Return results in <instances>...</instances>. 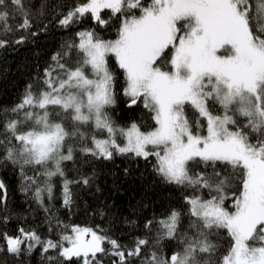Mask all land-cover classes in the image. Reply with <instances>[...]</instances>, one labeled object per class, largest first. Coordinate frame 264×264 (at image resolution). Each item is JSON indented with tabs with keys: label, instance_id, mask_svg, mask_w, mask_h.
<instances>
[{
	"label": "snow or ice",
	"instance_id": "1",
	"mask_svg": "<svg viewBox=\"0 0 264 264\" xmlns=\"http://www.w3.org/2000/svg\"><path fill=\"white\" fill-rule=\"evenodd\" d=\"M10 5L24 16L19 27L29 28L22 0H0L4 30L11 31L6 10ZM103 9L112 14L139 9L140 14L122 21L115 40H103L94 31L79 32L78 42L69 44L63 54L77 50L73 66L60 63L61 54L53 58L63 75L46 70L43 89L34 92L29 85L21 102L5 110L0 125L7 133L0 140L3 160L19 165L21 175L32 183L37 178L26 176L25 166H40L36 171L49 179L63 177L62 163L74 159L73 147L66 142L78 134L83 139L79 125L91 123L108 136L93 135L92 146L80 148L84 154L108 160L113 150L145 159L153 156L154 170L166 182L208 190L207 199L185 197L188 213L195 217L189 224L196 230L194 236L178 235L181 214L172 211L159 223L164 235L178 239L183 248L168 258L153 251L146 264H209L218 251L209 237L219 229H226L230 240L216 264H264V0H151L148 5L141 0H83L59 22L67 27L90 14L103 25L107 23L100 15ZM5 44L0 40V47ZM109 56L123 70V94L130 98L129 106L142 103L154 113L157 125L147 132L135 123L119 129L126 140L123 146L117 144V129L105 111L116 103ZM186 105L198 114L192 121L185 114ZM216 105L222 114L213 111ZM237 117L244 121L238 122ZM250 133L257 134L254 140ZM198 164L210 167L211 173L195 172ZM234 181L239 189L238 194L231 193L234 210L230 211L225 201ZM70 183L65 180L63 185L66 206L72 199ZM82 183L87 185L89 180ZM4 187L0 182V189ZM43 190L37 188L38 200ZM47 191L51 195V185ZM20 231L21 236L5 237L8 252L19 255L25 245L31 251L42 244L43 251L59 248L60 256L80 264H101L97 254L109 252L105 243L111 246L110 254L119 258L115 264H127L128 256H140L149 244L141 238L129 249L79 226L62 236L67 246ZM202 254H208V259Z\"/></svg>",
	"mask_w": 264,
	"mask_h": 264
},
{
	"label": "trees",
	"instance_id": "2",
	"mask_svg": "<svg viewBox=\"0 0 264 264\" xmlns=\"http://www.w3.org/2000/svg\"><path fill=\"white\" fill-rule=\"evenodd\" d=\"M82 2L83 0H22L31 24L26 29L19 27L24 16L16 11L15 5L6 9L9 12L7 24L11 31H5L3 23H0V40L6 41L5 46L0 47V125L4 123L5 110L21 102L29 85L34 92L43 89L46 70L51 69L53 76L57 73L63 75L54 57L61 54L60 63L74 65L77 50L73 48L69 55L63 54L69 44L78 42L79 32L94 31L103 40H115L122 21L140 14L139 9H131L125 14H112L111 10L105 9L100 13L101 18L107 21L103 25L90 14H85L67 27L60 24L63 15ZM141 3L148 5L151 0H141ZM108 66L115 75L116 103L105 111L113 126L118 130L128 129L135 123L141 131L154 130L157 127L153 119L154 113L139 102L130 108V98L123 94V70L119 68L114 56L108 57ZM85 72L88 73L89 69L85 68ZM213 111L222 114L219 105ZM185 114L190 121L198 116L189 105L185 106ZM12 115L7 113L8 118ZM237 119L238 122L244 121L243 117ZM200 122L204 123L202 119ZM65 123L68 126L72 124L71 121ZM79 132L84 134L83 139L78 134L66 142L73 147L74 159L62 163L65 173L63 177L53 176L49 179L36 171L40 166H25L26 176H36V183L21 175L19 165L3 160V147L0 146V182L5 186L0 189V264H80L75 258L68 261L60 256L59 248L43 251L42 244L35 245L31 251L25 245L19 255L8 252L5 237L21 236V229L24 232H35L42 241L63 243L62 236L71 235L72 227H88L98 234L117 240L129 249L137 239H147L149 244L142 248L141 255L128 256L127 264H146V259L150 258L153 251L164 258L181 251L183 245L180 241L166 237V230L159 222L166 220L172 211H177L181 214L178 235L186 233L187 236H194L196 230L190 228L189 224L195 217L189 215L185 197L202 195L207 199L208 190L197 191L166 182L154 170L156 160L153 156L145 159L133 153L121 154L115 150L110 160L86 155L80 148L91 147L93 135L106 139L108 134L106 131L96 130L91 123L79 125ZM201 133L206 134L203 131ZM6 135L4 128L0 126V140L5 139ZM256 135L250 133V138L254 140ZM193 170L206 173L212 171L203 164L196 165ZM85 178L89 180L87 185L82 183ZM65 180L72 181L69 184L72 199L67 206L64 204L63 194ZM47 185H51V195L47 191ZM37 188L44 189L39 200L35 195ZM238 189L236 181L227 189L230 195L225 206L230 211L234 210L231 193L238 194ZM149 223L151 227H146ZM209 239L218 247L209 264H216L217 258L227 249L230 237L226 229H219ZM104 247L109 252L98 253L97 259L101 264H115L119 258L110 254V245L105 243ZM202 255L208 259V254Z\"/></svg>",
	"mask_w": 264,
	"mask_h": 264
},
{
	"label": "rangeland",
	"instance_id": "3",
	"mask_svg": "<svg viewBox=\"0 0 264 264\" xmlns=\"http://www.w3.org/2000/svg\"><path fill=\"white\" fill-rule=\"evenodd\" d=\"M103 10H105V9H103ZM103 10H101V11H103ZM115 139H116L117 144H120L122 146L126 143V140L124 139L123 136L120 135V132H119L118 129H117V132H116V135H115ZM149 148H151V146H149ZM249 243H252V242L250 241Z\"/></svg>",
	"mask_w": 264,
	"mask_h": 264
},
{
	"label": "bare ground",
	"instance_id": "4",
	"mask_svg": "<svg viewBox=\"0 0 264 264\" xmlns=\"http://www.w3.org/2000/svg\"><path fill=\"white\" fill-rule=\"evenodd\" d=\"M97 136H99V135H97ZM98 138H100V137H98ZM66 243V244H65ZM63 244H65V246H67V242H65V241H63Z\"/></svg>",
	"mask_w": 264,
	"mask_h": 264
},
{
	"label": "water",
	"instance_id": "5",
	"mask_svg": "<svg viewBox=\"0 0 264 264\" xmlns=\"http://www.w3.org/2000/svg\"><path fill=\"white\" fill-rule=\"evenodd\" d=\"M135 105H136V104H135ZM135 105L130 106V108H131V107H134Z\"/></svg>",
	"mask_w": 264,
	"mask_h": 264
}]
</instances>
